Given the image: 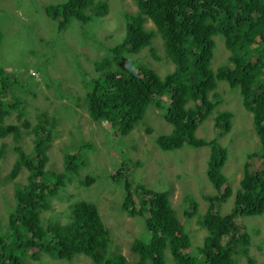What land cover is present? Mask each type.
Here are the masks:
<instances>
[{
    "label": "trees",
    "instance_id": "obj_1",
    "mask_svg": "<svg viewBox=\"0 0 264 264\" xmlns=\"http://www.w3.org/2000/svg\"><path fill=\"white\" fill-rule=\"evenodd\" d=\"M136 5L137 11L125 16L126 32L120 43L95 62L97 76L89 79L81 71L82 80L89 87L82 103L94 122L106 123L115 135L123 137L145 118L150 106L157 109L172 125L170 134L157 136L156 143L162 151L210 147L206 174L216 194L199 221L209 235L199 245L198 257L191 254L190 236L169 202L170 190L134 183L129 162L116 167L108 178L113 183L123 182L125 195L120 211L142 217L145 222L146 240L138 238L131 246L139 257L133 264H165L167 249L175 264H238L235 254L247 255L251 244V231L243 220L264 217V0H136ZM108 11V0H68L46 8L47 15L58 20L62 31L74 19L87 24ZM149 21L154 29L148 28ZM157 34L164 41L167 57L176 66L165 75L133 58L149 50L159 60L153 46ZM217 34L224 36L232 65H222L215 71L211 64ZM3 40L0 28V46ZM220 81L239 89L262 148L255 153L260 167L252 170L245 165L235 194L222 173L229 151L219 144L218 138L230 131L232 114L218 110L223 101L217 91ZM19 83L12 71L0 68V140L12 136L16 153L8 178L13 180L24 170L27 172V182L15 184L16 206L6 231H1L0 264H25L28 257L38 261L44 253L70 262L85 254L95 264H128L123 254H110L113 232L91 202L75 201L68 206L70 220L65 210L56 221L42 225V213L54 209L52 200L60 197L87 162L84 155H79L83 149H79L64 152L63 171L48 167L55 120L46 113L37 115L36 124L28 120L26 101L17 94L25 86ZM67 100L73 97L69 95ZM80 100L76 99V104ZM215 111L214 126L220 131L217 137H197L196 130ZM11 114L16 115L17 124L6 123ZM25 129L35 137L30 153L19 143ZM147 131L151 133L150 129ZM5 153L6 145L2 144L0 160ZM87 179L81 183L95 182L91 175ZM233 194L231 212L220 215L218 208Z\"/></svg>",
    "mask_w": 264,
    "mask_h": 264
},
{
    "label": "rangeland",
    "instance_id": "obj_2",
    "mask_svg": "<svg viewBox=\"0 0 264 264\" xmlns=\"http://www.w3.org/2000/svg\"><path fill=\"white\" fill-rule=\"evenodd\" d=\"M67 1L0 0V28L4 36L0 46V68L12 71L19 84L25 86L17 94L26 101L27 118L32 124L39 122L37 115L40 113H46L55 120L48 167L63 171L64 152L79 149H83L79 155H84L87 162L65 186L60 197L52 200L54 209L42 213V225L56 221L65 210L70 220L68 206L75 201L91 202L97 207L110 232H113L110 254L121 253L128 259V264L135 263L139 257L131 251V246L138 238L146 240L145 222L142 217L120 211L119 206L125 195L123 182L113 183L108 178L116 167L129 162L132 169L128 170L134 183H142L159 191L166 187L170 190L169 202L183 230L190 236L191 254L196 255L199 245H203L209 235L208 229L201 226L199 221L205 217L209 200L216 194L206 174L210 147L195 149L185 146L172 152L162 151L156 143L157 136L170 134L172 125L152 106L136 128L123 137L115 135L106 123L94 122L82 103L89 87L82 80L81 71L89 79L97 76L95 62L120 43L126 32L125 16L137 11L136 0H108L109 11L104 17L87 24L74 19L62 31L58 20H52L47 15L46 8ZM147 26L155 28L150 21ZM215 40L211 67L217 71L222 65L232 64L224 36L217 34ZM153 46L159 60L152 57L149 50H143L133 58L160 75L174 71L176 66L167 57L164 41L159 34L154 38ZM217 91L223 98L218 110H227L232 114L231 129L220 136L218 142L229 151L222 173L228 177L235 194L240 187L245 165L248 164L252 170L260 167L261 161L255 153L261 151V142L252 114L244 107L239 89L220 81ZM69 95L73 100H67ZM79 98L81 100L76 104L75 100ZM215 115L216 111L200 125L196 130L197 137L207 140L217 137L220 131L214 126ZM6 123L17 124L16 115L8 116ZM34 140V135L25 129L19 143L23 150L30 153L34 150ZM14 142L12 136L0 140V146L6 145L5 156L0 160V237L1 231H6L10 213L16 206L15 184L27 182L25 170L16 179L8 178L16 159L12 149ZM137 161L142 164L137 165ZM89 175L95 178V182L91 185L81 183L85 179L88 181ZM234 194L218 208L220 215L231 212ZM243 221L251 231V244L247 255L238 253L235 258L238 264H264V217H250ZM253 225H257L254 230ZM165 254V264H175L168 249ZM72 259L70 262L44 253L38 261L28 257L25 264H95L85 254Z\"/></svg>",
    "mask_w": 264,
    "mask_h": 264
}]
</instances>
